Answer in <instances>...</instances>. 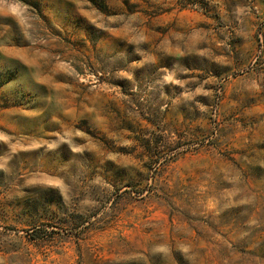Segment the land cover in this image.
Here are the masks:
<instances>
[{
  "label": "rangeland",
  "instance_id": "1",
  "mask_svg": "<svg viewBox=\"0 0 264 264\" xmlns=\"http://www.w3.org/2000/svg\"><path fill=\"white\" fill-rule=\"evenodd\" d=\"M0 264H264V0H0Z\"/></svg>",
  "mask_w": 264,
  "mask_h": 264
},
{
  "label": "clouds",
  "instance_id": "2",
  "mask_svg": "<svg viewBox=\"0 0 264 264\" xmlns=\"http://www.w3.org/2000/svg\"><path fill=\"white\" fill-rule=\"evenodd\" d=\"M22 10H23V9L20 8L19 5L13 6V8H12V12H13V13H16L17 15H19L20 12H21Z\"/></svg>",
  "mask_w": 264,
  "mask_h": 264
}]
</instances>
